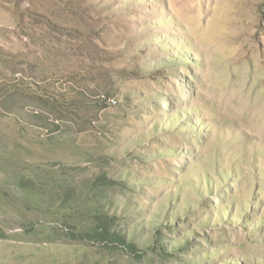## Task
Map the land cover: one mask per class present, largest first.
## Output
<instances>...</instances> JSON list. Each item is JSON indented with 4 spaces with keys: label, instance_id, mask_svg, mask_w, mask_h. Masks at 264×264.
I'll list each match as a JSON object with an SVG mask.
<instances>
[{
    "label": "rangeland",
    "instance_id": "374dc122",
    "mask_svg": "<svg viewBox=\"0 0 264 264\" xmlns=\"http://www.w3.org/2000/svg\"><path fill=\"white\" fill-rule=\"evenodd\" d=\"M76 5L0 0V264H264V0Z\"/></svg>",
    "mask_w": 264,
    "mask_h": 264
},
{
    "label": "trees",
    "instance_id": "16d2710c",
    "mask_svg": "<svg viewBox=\"0 0 264 264\" xmlns=\"http://www.w3.org/2000/svg\"><path fill=\"white\" fill-rule=\"evenodd\" d=\"M66 7L67 10L72 12L73 14H85V11H81L82 7H78L76 4L79 2V0H60ZM87 5L89 3L87 2ZM127 70V69H126ZM123 72L125 70H122ZM135 75H138L139 73H134ZM110 99H115L113 97H108L107 95H101L99 101L103 103V106H109L110 105ZM116 100V99H115ZM26 117L31 122H37L41 121V123H45L46 118L38 115L36 113L27 114ZM54 128H59L60 126L53 122L52 123ZM99 182L102 184H107L109 182V178L107 176H100ZM97 220V229L93 233H84L80 234L78 238L80 239H89V240H100V241H114L118 243L119 245H122L125 247L129 252L131 253H138L139 250L137 248V245L134 242H131L128 240L127 236L122 233L120 230L113 229V218L105 213H99L96 217ZM159 246L162 247V251L167 252V248H165V245L161 242H157Z\"/></svg>",
    "mask_w": 264,
    "mask_h": 264
},
{
    "label": "built area",
    "instance_id": "2783aa9c",
    "mask_svg": "<svg viewBox=\"0 0 264 264\" xmlns=\"http://www.w3.org/2000/svg\"><path fill=\"white\" fill-rule=\"evenodd\" d=\"M117 101L115 99H110V105L115 104Z\"/></svg>",
    "mask_w": 264,
    "mask_h": 264
}]
</instances>
